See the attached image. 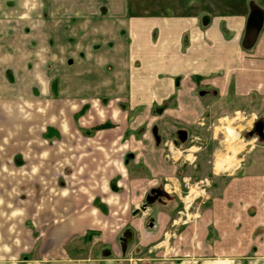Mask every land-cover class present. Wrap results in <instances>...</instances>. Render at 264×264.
<instances>
[{
	"label": "crops",
	"instance_id": "1",
	"mask_svg": "<svg viewBox=\"0 0 264 264\" xmlns=\"http://www.w3.org/2000/svg\"><path fill=\"white\" fill-rule=\"evenodd\" d=\"M205 3L204 10L209 14H188L180 4L179 13L173 8L171 15H134L149 22L151 29L155 22L166 28V37L154 55L159 59L166 53V83L155 86L152 95L163 92L166 103L175 97L180 102L186 79L197 78L202 86L217 91L221 102L227 99L239 102L246 106L245 112L260 116L257 123H261L260 133L264 136V19L256 45L250 50L242 46L251 3L264 11V0H252L246 10L230 15L211 11V6L216 7L212 0ZM75 4V1L62 3L66 15L60 16L71 19L75 13L78 23L82 20L83 25L89 23L88 26L99 20L106 23L111 15L122 17L126 22L130 17L127 0H106V3L104 0L100 6L89 0ZM56 5H52L49 15L54 24L58 19L53 14ZM103 10L105 18L101 17ZM45 12L43 0H0V188L20 187L18 195L14 194L13 198L15 203H19L18 208L15 209L13 204L10 209L8 202L0 207L9 210L5 215V233L11 235L18 231L19 235L17 245H3L0 249V264H18L21 257L27 264L33 261L35 264H140L142 260L132 258L139 245L150 253L166 252V258L144 264H264V161L258 158L260 156L250 159L237 175L228 178L207 207L192 220L178 226L175 236L170 238V232H173L166 231L171 224L169 216L160 212L155 222H149L154 209L152 205H146L151 191L159 186L160 177L166 181L167 169H157L154 162L134 156L132 148L124 144L131 139L135 143L136 138L131 134L128 136L126 128L112 125L92 131L84 126L80 134H74L71 131L73 123L82 117L78 114L68 118V128L57 119L44 120L48 115L27 114L29 96L41 95L44 87L50 92V97L55 95L52 81L58 72L55 68L50 70V66H55L52 60L45 70L48 83L44 85L43 82L41 34L44 19H47L44 18ZM96 12L101 17L99 20ZM92 18L93 22L89 20ZM128 20L130 23L132 18ZM32 22L39 25V36L35 42L40 49L37 52L35 48L32 57L38 62L35 64L27 61L26 54L27 27L34 26ZM125 24L114 28H129L130 25ZM138 45L142 50V44ZM120 46L104 59L86 58L81 59L80 65L67 66L69 77L66 85L72 92L70 100L77 101L74 104L88 103L86 106H90L101 102L107 106L113 100H132V94L126 93L129 91L121 78L106 76V68L115 64L110 56L114 52L119 54ZM94 75L99 76L95 84L80 80ZM27 76H33L34 82L27 84ZM146 76L142 83L151 77L150 73ZM139 78L134 77L137 89ZM33 102L37 104L41 99ZM111 117L118 119L116 114ZM248 126H251V119ZM139 149L136 147V154ZM159 154L155 149L144 153L145 156ZM159 161H162L161 157ZM27 172H33L32 178L27 179ZM28 183L40 187V194L32 196V204L25 199L22 190ZM144 206H147L145 210ZM11 219H19L17 230L11 229ZM28 220L35 234H39L37 227L44 229L50 224L46 234L51 242L38 248L43 257L50 259H29L26 250L30 248L34 254L39 242L29 245L26 242ZM165 233L168 236L166 242L161 241ZM120 234L123 254L118 261L109 258L92 263L68 254L69 241L84 236H88L90 241L93 239V243L96 240L100 249L108 248L113 252ZM77 247L74 246L72 251ZM128 249L130 257L125 255Z\"/></svg>",
	"mask_w": 264,
	"mask_h": 264
},
{
	"label": "rangeland",
	"instance_id": "2",
	"mask_svg": "<svg viewBox=\"0 0 264 264\" xmlns=\"http://www.w3.org/2000/svg\"><path fill=\"white\" fill-rule=\"evenodd\" d=\"M56 1L58 2L57 5ZM74 1L76 4H80L88 0H43L44 9L47 11L44 16L47 19H44L41 34L43 37L41 48L44 69L43 82L44 85L48 83V80L45 79V70L52 60L55 66H50L51 69H49L53 70L55 68L56 72H58L57 78L54 77L52 81L53 93L57 94V97L54 94V96L51 95L50 97V92L44 87L41 95L38 92L37 95L39 94V96H29L26 101L27 114L48 115L44 117V120L57 119L62 124L64 123L66 128H68V118H72L73 114H78V117H82L73 123L74 128L72 127L71 131L74 134L75 132L80 134L84 126L92 131L101 126L111 127L112 125H115V127L119 125L121 129L126 128L127 135L131 134V136L136 138L135 143L131 139L128 144H124L132 148L131 152L134 156H137L142 161L143 158H146V161L154 162L157 169L160 167L167 169L168 178L166 177V181H164V178L160 177L161 180L156 189H161L164 192L166 189L170 199L169 197L162 198L161 201L158 200L152 205L154 214L149 222H155L159 213L165 212L169 216L168 221L170 220L171 223L166 227V231H172L173 233L170 232V238H173L175 229L178 226H182L184 222L192 220L200 210L207 207L209 201L220 193L227 179L234 174L237 175L250 159L260 156L258 158L264 161V136L256 131L257 124H259L257 122L261 120L260 116L256 113L254 114V112H245L246 106L239 102L233 103V100L227 101L228 99L221 102L217 91L212 90L208 86H202L198 82L199 79L194 77H188L186 85L182 86L185 91H181L180 102L175 97L166 103V94L163 92H159L156 96L152 95V89L155 86L166 83V53L159 59L154 57L158 53L157 48L160 42L166 37V28L155 22L156 25L151 29L152 26H150L149 22H144L134 15L150 13L157 16L171 15L173 8L177 9L176 12L179 13L180 4L186 9L188 14H193L194 12L209 14L208 10H204L206 5H203L208 0H127L128 7L130 6L131 9L128 11L130 14L128 19L132 18L130 23L128 19L126 22L124 18L117 15H111L109 19L105 20L106 23L104 21L101 22L102 20L100 21L99 19L101 17L105 18L106 15L103 10L101 17L97 12L95 13L99 21H94V24H90L91 26H88L89 23L83 25L82 20L78 23L79 19L75 13L71 19L60 16L61 14L66 15V11L61 6L62 3ZM90 1L99 6L104 3V0ZM212 1L216 7L213 8L211 6V11L216 14L222 13L226 15L227 13L230 15L238 13L240 10H246V6L252 0ZM253 1L257 2L258 0ZM14 4L12 3V6ZM52 5L57 6L53 12L54 17H58L57 21L55 20L56 22L53 20L55 24L52 23V18L49 16ZM89 20L93 22V18ZM125 22L130 25V29L124 26L117 29L114 28L125 24ZM32 25H34L33 22ZM27 29V61L30 60V63L35 64L38 62L32 57L34 56L35 48H37V52L40 49L35 42V39L38 40L39 36V25H28ZM117 34L120 35L117 38L119 39L118 43L115 38ZM185 40L188 45L189 37L187 36ZM139 43L143 46L142 50L139 48ZM119 46L120 53L115 54L114 52L110 56L113 57L112 60L115 64L109 65V68L107 67L105 71L108 73L106 75L108 78L112 77L110 79L114 77L121 78L126 90L129 91L126 93L132 94L130 103L125 100L120 102L113 100L107 106L102 105L101 102H94L90 106H86L88 103L74 104L77 101L70 100L72 92L68 90L66 85L69 77L67 66L80 65L81 59L84 60L86 58L100 57L104 59L110 55L115 47L117 49ZM151 47L152 49H150ZM28 72L30 71L28 70ZM149 73L151 75L149 81L142 83V79L145 80L146 74ZM98 77V75H94L91 78L86 76V78H81L80 80L84 79L87 83L95 84L98 81ZM134 77L141 78H139L140 83L138 82V85L144 86L142 90L140 86L138 89L136 88ZM29 82H34L33 76H27V84ZM129 84L130 88H128ZM27 94H29L28 90ZM34 99H38V101L41 99V102L35 104L33 102ZM128 99H130V96ZM120 103L123 106L119 105ZM36 105H39V107H35ZM114 114L117 115L118 119L111 117ZM250 119L251 126H248ZM109 120L112 124L107 123ZM44 128L45 125H43ZM180 133L187 135L185 142L180 141ZM136 147L140 148L138 154H136ZM154 149L161 154L154 156L144 155V153L152 152ZM160 157L162 161H159ZM31 163L33 162L31 161ZM27 174V179L32 178L33 172L31 174L27 172ZM165 184L166 186H164ZM19 190L20 187H1L0 207L4 202H8L10 209L14 205L16 206L15 209H17L19 203H15L13 198L14 194L18 195ZM22 190L25 192L24 197L28 203H31L34 195L40 194V187L35 183H28ZM16 200L18 199L16 198ZM8 211L0 209V249L3 245L9 247L10 245L18 244V231H16L17 234L12 233L11 235L5 233V215ZM30 222L28 220L26 242L28 245L39 242V246L34 254L30 248L26 250L29 259H50L48 256L43 257L38 250L41 245L51 242L50 237L46 234L50 224L44 226V229L37 227L39 234H35L33 233L35 229L32 228ZM18 226L19 219H11V229L17 230ZM121 237L122 235L120 234L116 238V248L113 252L108 248L100 249L99 243L96 240V243H93V239L91 241L88 240V236L78 237L69 241L68 254L74 255L75 259L92 263L96 260L109 258L118 261L117 259L121 258L123 254L120 247ZM166 238L168 236L165 233L161 241L166 242ZM74 246H78L76 251H72ZM138 247L132 253V258L142 260L140 264H144L147 261L150 262L153 259L161 260L164 259L163 257L166 258V252L162 250L150 253L144 251L140 245ZM1 252L0 250V259L2 258ZM125 255L130 257L131 252L129 249ZM129 259L131 260V258ZM18 261H20L18 264L28 263L23 260V257Z\"/></svg>",
	"mask_w": 264,
	"mask_h": 264
},
{
	"label": "water",
	"instance_id": "3",
	"mask_svg": "<svg viewBox=\"0 0 264 264\" xmlns=\"http://www.w3.org/2000/svg\"><path fill=\"white\" fill-rule=\"evenodd\" d=\"M250 8L251 12L246 27L245 37L242 43L243 48L246 50H250L256 45L264 19V11L256 4L251 3ZM179 138L180 141H185L186 134L180 133ZM145 208L146 207L144 206L143 210H145Z\"/></svg>",
	"mask_w": 264,
	"mask_h": 264
},
{
	"label": "flooded vegetation",
	"instance_id": "4",
	"mask_svg": "<svg viewBox=\"0 0 264 264\" xmlns=\"http://www.w3.org/2000/svg\"><path fill=\"white\" fill-rule=\"evenodd\" d=\"M262 125L259 123L257 124L256 127V131L260 132L262 131ZM186 139H187V135H186ZM181 142H185V141H181ZM170 199V196L167 192H164L161 189H154L151 191L150 195L148 196V198L146 199V205H153L155 202H157L158 200H162V198H168ZM147 207V206H145Z\"/></svg>",
	"mask_w": 264,
	"mask_h": 264
},
{
	"label": "trees",
	"instance_id": "5",
	"mask_svg": "<svg viewBox=\"0 0 264 264\" xmlns=\"http://www.w3.org/2000/svg\"><path fill=\"white\" fill-rule=\"evenodd\" d=\"M109 126H101L100 128L98 129H107Z\"/></svg>",
	"mask_w": 264,
	"mask_h": 264
}]
</instances>
